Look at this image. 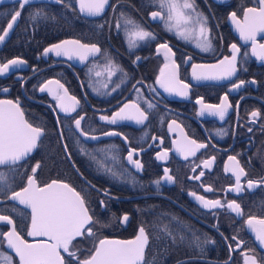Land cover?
<instances>
[{"label": "flooded vegetation", "instance_id": "obj_1", "mask_svg": "<svg viewBox=\"0 0 264 264\" xmlns=\"http://www.w3.org/2000/svg\"><path fill=\"white\" fill-rule=\"evenodd\" d=\"M6 4H15V11L20 10L17 2L0 6ZM195 4L198 11L207 17V26L211 29L212 49L207 52L197 47L202 37L198 38L196 32L181 37L176 34V28L168 31L162 20L152 19L150 13L160 10L156 0H109L104 12L95 17L81 13L76 0L30 3L25 6L55 7L58 19L53 26L54 38H41L38 42L24 40L23 31L14 33L20 16L0 48V63L14 57L27 61L17 70L0 75V100L18 101L24 118L33 126L44 129L37 148L16 165L0 166V173L7 178L12 190L19 191L27 185L31 168L39 161L41 167L36 173L39 185L59 180L86 195L90 214H94L93 219L98 223L93 226L92 236L84 235L73 242L81 259L88 256L100 239L132 240L139 228L144 227L148 244L141 264H244L242 252L255 255L258 264H264L261 261L264 245L245 224L249 215L264 218V183L252 188L247 185L249 179L264 180V60L252 54L251 41L240 39L230 19V13L236 12L242 20L244 10L259 7V3L258 0H195ZM14 12L7 19L0 14L1 26L4 23L2 28L6 27ZM41 14L44 15V11ZM129 20L152 32L156 38L139 41L130 37L131 26L127 30L124 27ZM117 21L121 24L119 30L115 26ZM44 26L38 27L43 30ZM35 27L29 25L26 29ZM63 40L96 43L104 55L89 56L84 63L78 59L57 57L54 53L43 55L44 48ZM133 40L134 45L131 44ZM257 41L264 43V34H258ZM164 42L175 53V56L167 54V62L171 64L174 60L179 65L178 79L191 85L186 98L166 93L155 83L166 62L165 50L157 53V45ZM233 43L237 44L240 52L237 54L238 71L231 80L193 79V63L214 64L231 55L230 45ZM136 56L141 59L137 61ZM188 56L192 60L185 62ZM108 60L121 69L111 79L106 69ZM96 71H100L101 76L97 77ZM47 80H59L67 89V95L76 97L79 101L76 112L65 115L55 108L56 101L48 92L39 91V85ZM236 80L246 83L239 90L230 92L229 102L233 107L223 120L207 111L202 116L198 115L201 109V105L196 103L198 98L202 97L205 104H219ZM252 80L256 84H251ZM117 84L119 87L112 91ZM50 87L56 89L57 86L53 84ZM132 101L147 111L149 118L144 124L123 121L112 125L99 119L101 115L110 116L124 103ZM145 101L155 107L148 109ZM66 103L72 102L66 100ZM257 110L261 115L252 122L250 113ZM79 115L85 116L82 128L90 136H97V140L81 137L75 130L74 118ZM172 120L176 124L170 130ZM108 131L120 135L104 136L103 133ZM185 135L208 147L185 160L175 150L174 144ZM129 149L137 150L133 158L140 160L142 170L128 161ZM163 150L168 151V157L161 161L156 153ZM213 156L215 160L211 170L203 168L202 161ZM229 156H236L246 173L241 176L243 190L239 193L227 191L235 185L231 169L236 167V162L229 161ZM165 167L175 181H161L157 186L153 181L163 176ZM194 167L195 172L192 171ZM226 167L230 170L226 171ZM109 169L116 175H111ZM200 171L205 172L200 180L189 179ZM201 185L210 186L213 191L205 192ZM5 191L4 185L0 184V214L10 215L21 235L32 242L34 238L27 235L30 210L18 201L7 199ZM190 192L210 200L219 199L222 203L235 200L244 214L237 216L226 207L206 209L189 195ZM101 200L104 206H101ZM124 214L129 219L121 223ZM9 228L0 222V232ZM233 236L244 243L240 249L230 251L229 245L233 248L236 245ZM0 264H19V257L2 237Z\"/></svg>", "mask_w": 264, "mask_h": 264}, {"label": "snow or ice", "instance_id": "obj_2", "mask_svg": "<svg viewBox=\"0 0 264 264\" xmlns=\"http://www.w3.org/2000/svg\"><path fill=\"white\" fill-rule=\"evenodd\" d=\"M34 2L35 0H17L20 10H23L25 5ZM55 2L63 3L64 0H55ZM76 2L81 13L95 17L100 16L104 12L109 0H76ZM156 3L160 10L150 13L153 20H162L168 31L176 28V34L181 37H184L186 33L190 35L192 32H196L198 38L202 37V39H199L197 47L204 52L212 49V41L209 38L211 29L207 26V17L198 11L195 0H156ZM258 3L259 7H249L244 10L242 20L238 18L236 12L230 13V19L239 32L240 39L245 42L251 41L252 54L257 56L258 59L264 60V43H258L257 41V35L264 34V0H258ZM20 10L15 11L11 15L7 27L0 28V33H2L0 34V43L5 41L9 35V30L13 28L17 19L21 16ZM35 15L39 16L40 13H36ZM181 25H191L192 27L182 28ZM115 26L119 30L121 28L120 22L117 21ZM129 26L132 28V31L129 33L130 37H135L139 41L156 38L152 32L144 30L139 25H136L134 21H126L124 25L125 29L127 30ZM131 44L134 45L135 41H131ZM161 49L165 50L166 62L160 69V74L156 78L155 83L166 93L186 98L191 85L178 79L179 65L174 60L171 64L167 62L169 60L167 54L175 56V53L167 42L157 45L158 54ZM230 49V56H224L223 59L218 60L214 64L193 63L191 65L193 79L197 81L231 80L238 71L237 54L240 52V48L237 44L233 43L230 45ZM257 49L260 51L257 52ZM49 53H54L57 57H67L68 60L78 59L81 63L88 61L89 56L104 55L96 43H82L80 40H63L52 44L43 50L44 56H47ZM140 59L139 56H136L137 61ZM191 60L192 57L188 56L185 62ZM26 63L27 61L20 57L8 59L6 62L0 63V75L15 71L19 66ZM106 69L109 79L117 71H121L111 60H108ZM198 69L199 71H197ZM89 71L91 72L92 69ZM101 74L100 71L95 72L97 77L101 76ZM137 83H142V81H137ZM245 83L246 81L244 80L232 82L229 92L224 93L219 104H205L202 97L198 98L196 103L201 105L198 115L202 116L207 111L210 115L219 116L223 120L228 110L233 107L229 102L230 92L239 90ZM250 83L256 84V81L252 80ZM53 84L57 86L56 89L50 87ZM104 87L106 88L107 85ZM118 87L119 85L117 84L112 88V91H116ZM133 87L135 88V85ZM136 90L139 92V89ZM151 90L156 92L155 88ZM4 91H7V89H4ZM39 91L42 93L48 92L53 100L56 101L55 108H58L65 115L76 112L79 101L76 97H69L67 95V89L64 88V85L59 80L45 81L39 85ZM66 100H70L72 103L68 104ZM145 103L148 109L155 107L151 102L145 101ZM236 107L238 108V105ZM260 115L261 113L258 110L252 111L250 113V116L253 118L252 122H255V118L260 117ZM148 118L147 111L135 101L124 103L118 110L113 111L110 116L101 115L99 117L100 120L112 125L123 121H132L138 125H142ZM83 120H85V116L83 115L74 118L75 130L79 132L81 137L97 140V136H90L89 132L82 128L81 122ZM59 122V117H57V123L59 124ZM175 124L176 121L172 120L169 124V129L171 130L172 125ZM248 130L249 132L252 131L251 128ZM43 134L44 129L42 127L33 126V124L24 118V112L21 110L18 101L13 103L11 100H0V166L11 167L24 160L37 148ZM103 135L113 136L120 135V133L108 131L104 132ZM125 139L127 138L125 137ZM153 139L157 138L153 137ZM161 143H163L162 140ZM174 144L175 150L185 160L189 156H195L196 152L200 149L208 147L207 144L198 143L196 140L189 139L186 135L174 141ZM65 149H67V145H65ZM136 152V149H129L127 159L138 170H142L143 165L140 160L133 158V154ZM156 157L161 161L166 160L168 151L157 152ZM214 160V156L203 160V168L211 170ZM228 160L236 162V167L231 169L235 176V185L230 186L227 191L239 193L243 190L241 176L246 175V173L244 168L239 166L236 156H229ZM40 167L41 164L37 161L35 166L31 168L32 174L27 177V185L19 191L12 190L7 178L3 173H0V184H3L6 189L4 194L7 196V199L18 201L19 204L30 209V224L27 228V235L34 238L32 242H29L21 235L17 230L15 221L10 215L0 214V222L10 226L8 231L0 232V237L6 240L8 247L15 251L19 257V264H141L144 258L145 246L148 244V235L144 227L139 228L138 234L132 240L100 239L95 244L94 249L89 252L88 256L81 259L77 255L76 250H74L73 242L76 238L84 235L92 236L94 234L93 226L98 221L93 219L94 214H90L86 195H82L80 191H77L69 183L52 180L50 183L42 186L39 185L36 181V173ZM195 170L194 167L192 171L195 172ZM225 170L229 171L230 169L226 167ZM108 171L111 175H116L110 169ZM204 175L205 172L200 171L198 175L189 177V179L200 180ZM161 181L168 183L175 181V177L170 174V170L166 167L163 170V176L153 181V183L159 186ZM260 183H264V180H247L248 188H252ZM203 187L205 192L213 191L210 186ZM8 192H10V195H8ZM189 195L193 196L206 209L226 207L231 212L236 213L237 216H243L244 214L241 205L235 200L222 203L219 199H206L205 196L198 195L196 192H190ZM100 204L104 206V201L101 200ZM128 219V215L124 214L121 218V223H126ZM245 224L255 233L256 239L261 245H264V218L249 215L245 220ZM165 231H167V226H165ZM232 239L236 241V245L235 248L229 245L230 251L240 249L244 242L238 240L236 236H233ZM241 254L244 255V264H258L255 255H248L244 252ZM261 261H264V257H261Z\"/></svg>", "mask_w": 264, "mask_h": 264}, {"label": "trees", "instance_id": "obj_3", "mask_svg": "<svg viewBox=\"0 0 264 264\" xmlns=\"http://www.w3.org/2000/svg\"><path fill=\"white\" fill-rule=\"evenodd\" d=\"M16 7L17 6L15 4L1 5L0 14L4 16V19H7L9 15L15 11ZM54 8L55 7L53 6L41 7V5H36L35 7L33 5L25 6L22 10L21 20L19 22L18 28L14 33L23 31V38L26 41L30 40L38 42L41 40V38H43V40H52L54 38L55 33L53 26L56 23V20L58 19L57 13H55ZM33 9H35L36 12H31V10ZM41 11H44V15H35L36 13H41ZM42 24L45 25L43 30L39 29L38 27ZM3 25L4 23H2V26ZM29 25H35L36 27L32 30L28 28L26 29V26ZM2 26L0 24V28H2Z\"/></svg>", "mask_w": 264, "mask_h": 264}, {"label": "water", "instance_id": "obj_4", "mask_svg": "<svg viewBox=\"0 0 264 264\" xmlns=\"http://www.w3.org/2000/svg\"><path fill=\"white\" fill-rule=\"evenodd\" d=\"M40 1H55V0H35V2H40ZM11 2H17V0H0V4H4V3H11ZM18 20V19H17ZM17 23V22H16ZM16 23L14 24L13 28L11 30H9V35L8 37H6L5 41L0 43V48L2 47V45L7 41V39L9 38L10 34L12 33ZM7 27V25H6ZM2 34V33H1ZM50 183V182H49ZM24 206V205H23ZM25 208H27L26 206H24ZM29 209V208H27ZM30 210V209H29Z\"/></svg>", "mask_w": 264, "mask_h": 264}]
</instances>
